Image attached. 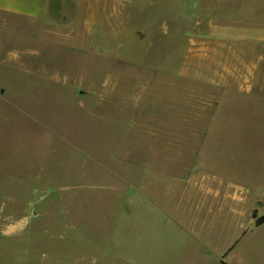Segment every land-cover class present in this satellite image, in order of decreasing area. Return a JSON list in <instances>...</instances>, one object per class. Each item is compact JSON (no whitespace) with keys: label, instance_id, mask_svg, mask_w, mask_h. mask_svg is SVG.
I'll return each mask as SVG.
<instances>
[{"label":"rangeland","instance_id":"rangeland-1","mask_svg":"<svg viewBox=\"0 0 264 264\" xmlns=\"http://www.w3.org/2000/svg\"><path fill=\"white\" fill-rule=\"evenodd\" d=\"M24 23L0 14V264H264V45L250 91L181 72L188 35L264 30V0H154L34 58Z\"/></svg>","mask_w":264,"mask_h":264},{"label":"crops","instance_id":"crops-1","mask_svg":"<svg viewBox=\"0 0 264 264\" xmlns=\"http://www.w3.org/2000/svg\"><path fill=\"white\" fill-rule=\"evenodd\" d=\"M149 6H154V0H0V14L24 20L27 39L39 41L41 47H29L15 57L19 58L22 53H27L34 58L47 53L50 38L63 36V39L78 41L85 46L94 40H91L94 37L92 29L111 28L116 26L117 22L124 29L138 28L134 24ZM151 14L155 18L149 22H157L159 14ZM210 26L198 36H187L188 43L196 47L185 56L184 64L187 68L181 72L189 79L223 86L237 83L240 91H250L248 82L254 75L257 61L251 59V63H248V53L242 50L251 44L264 45V30L259 29L251 34V30L244 32ZM92 49L90 52L93 55L102 54L97 47ZM263 58L260 55L259 61ZM190 63H195L196 66L191 67ZM212 182L207 181V196L216 193L217 183ZM227 196L236 199L240 197L238 192L230 191Z\"/></svg>","mask_w":264,"mask_h":264},{"label":"water","instance_id":"water-1","mask_svg":"<svg viewBox=\"0 0 264 264\" xmlns=\"http://www.w3.org/2000/svg\"><path fill=\"white\" fill-rule=\"evenodd\" d=\"M264 222V215L259 216L256 218V224L259 225Z\"/></svg>","mask_w":264,"mask_h":264},{"label":"trees","instance_id":"trees-1","mask_svg":"<svg viewBox=\"0 0 264 264\" xmlns=\"http://www.w3.org/2000/svg\"><path fill=\"white\" fill-rule=\"evenodd\" d=\"M231 249V248H230Z\"/></svg>","mask_w":264,"mask_h":264}]
</instances>
